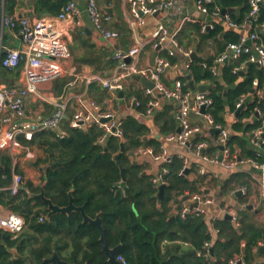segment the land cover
<instances>
[{"label":"trees","instance_id":"obj_1","mask_svg":"<svg viewBox=\"0 0 264 264\" xmlns=\"http://www.w3.org/2000/svg\"><path fill=\"white\" fill-rule=\"evenodd\" d=\"M68 1L37 0V6L47 14H56ZM248 1L214 0L207 8L212 12L216 5L227 9L239 7V13H231V16L236 22H241L249 12ZM253 23H264V7ZM188 24L198 35V46L209 39L213 42L217 40V46L214 45L216 56L225 50L228 42L239 38L231 31L223 40H218L214 29L205 27L202 30L201 25ZM216 56L207 59L203 66L190 61L187 75L195 83L211 84L207 89L212 99L210 112L216 122L225 126L227 111L235 114L236 101L250 91L253 80L257 79L253 99L245 101L237 114V121L229 127L227 145L240 158L261 162L264 159V143L254 146L251 138L253 130L262 124V116L256 117L255 109L264 113V96L258 93L259 89H264V68L259 69L254 63L247 64V55L243 54L236 59H223L221 70L215 69V73ZM241 64L246 66V72L239 78L238 71L234 72L233 68ZM181 80L183 90H189L187 76L181 77ZM90 86L106 95L96 82ZM225 86H229L226 96L223 95ZM126 92L140 100L137 110L143 114L150 97L133 90L131 86ZM173 109L171 103L164 101L162 108L154 111L152 120L159 136L176 130ZM249 117L253 120L246 121ZM122 123L123 140L110 137L104 146L96 143L99 131L95 127L80 130L64 124L61 127L63 135L55 130L35 132L30 140L20 135L23 146L37 147L44 153V158L38 160L43 164L38 185L26 180L17 165L12 167L13 155L9 152L0 155V188L11 183L13 172L24 177L16 193L0 189V205L20 215L24 221L16 239H11L8 232L0 229V264H30L27 259L15 257L12 248L22 256L29 255L34 263H40L56 253L69 264H110L102 251L97 226L83 221L79 211L57 213L46 218V203L33 196L41 189L59 206L68 204L69 192L73 204L83 207L90 218L98 215L109 247L119 245L116 255H121L130 264H231L230 260L234 257L238 258L234 264H262L256 260L258 243L262 239L261 224L246 206L250 202L252 186L248 173L231 171L222 182H215L222 193L242 186L247 192L237 197L244 206L237 209L235 219L223 215L211 220L217 230L216 237L211 241L210 227L204 215L181 217L178 211L187 193L209 188L213 178L208 179L206 174L200 175L192 169L178 175L182 162L175 156L169 163H157L156 175L161 174L163 167L167 169L161 174L164 187L159 197V185L152 181L156 175L146 172L145 161L137 159L134 162L132 153L139 147L148 146L158 151L160 138L150 135L149 126L136 114L125 115ZM121 142L124 143V151L118 163L115 155ZM215 149L212 147L210 151ZM121 166L124 167V178Z\"/></svg>","mask_w":264,"mask_h":264},{"label":"built area","instance_id":"obj_2","mask_svg":"<svg viewBox=\"0 0 264 264\" xmlns=\"http://www.w3.org/2000/svg\"><path fill=\"white\" fill-rule=\"evenodd\" d=\"M110 2V0H104ZM214 0H196V7L203 13H207V4ZM130 3V14L132 23L141 24L145 15H150L161 8L173 7L177 0H128ZM248 16L256 20L260 10L264 7V0H249ZM86 12L89 16L94 28L102 34L106 39H115L119 33L114 30H107L104 27V21L109 18L104 14L97 5L96 0H87ZM220 12L216 7L212 12L217 16ZM77 13L75 1L69 0L65 3L56 14H46L29 19L28 17H17L14 15H2V21L5 26L16 28L21 36L23 47L7 48L3 55L0 54V65L11 70L20 69L23 76V86L15 88L12 86L0 87V155L8 151L14 153L17 149L24 147L19 136L26 140H30L35 132L42 130H55L60 128L59 135L64 132L61 126L65 120L71 128L87 130L97 128L96 143L106 145L110 137H114L119 141L123 140L122 117H119L116 110L97 103L94 99L87 102L79 98L75 111L67 115V103H56L57 109L45 115L30 118L25 111V100L33 94L38 95L37 88L44 82H49L63 73L62 61L70 56L68 48V40L63 36V31L58 27V21L72 18ZM224 19L232 28L239 27V23L232 19L229 13L223 15ZM189 22L190 18H186ZM264 28V23H261ZM205 26H201L203 30ZM152 45L158 46L166 51L169 56H174L177 52L190 59L191 49H184L178 42L176 36L169 31L164 23H158L152 34ZM250 40L252 44H247ZM142 46L134 45L127 49L117 48L113 53L116 66L113 73L109 77L95 75L88 80L97 82L102 89L110 97H116L118 90L127 91L133 75L145 77L152 81L153 87L147 88L140 85V89L144 95L149 96L147 107L142 114L145 118H151L154 110L158 105L159 98L173 100L177 103L176 118L180 127L179 132L173 131L160 135L159 150L154 151L152 147H139L133 151L134 159L148 156L156 163H169L174 155L167 153L165 143L175 142L186 149L185 153H180L176 157L181 159V166L177 171L178 175L190 169L189 157L193 156L202 163L220 166L227 172L244 171L247 166L256 170L263 171L261 176L255 173L249 174L252 183L260 187V195L264 198V159L257 162L252 158H240L237 153L232 152L227 140L229 136V128L215 121L210 112L212 99L208 96L207 91L183 90V82L177 81L173 87L168 88L161 80L162 75L173 64L169 59L161 55H156L152 64L142 65L138 63L137 57ZM247 55V62L254 63L260 68H264V43L261 41L256 31L249 33L248 36H240L238 40L228 42L225 50L217 56L216 61L222 62L223 59L231 57L236 59L241 55ZM188 70L189 61L186 62ZM240 69L234 67L236 72ZM188 72V71H187ZM257 85V81L253 82ZM262 89L258 93L262 94ZM41 98V97H40ZM131 102L135 106H140V100L134 95H129ZM244 106V98L240 97L235 103L237 109ZM204 108V112H201ZM6 111V112H5ZM5 112V113H4ZM255 113L262 116V124L253 130L251 143L259 146L264 143V113L259 109H255ZM217 131L211 139L205 137L211 129ZM199 134V135H196ZM201 134V135H200ZM211 147H215L214 151H210ZM209 150V151H208ZM13 160L12 167L14 168ZM196 171L200 175H205L206 169L199 165ZM167 172L166 168H162L161 174ZM247 173V172H246ZM161 174L152 178L157 185H162L164 180ZM25 177V176H24ZM20 173H12L11 183L0 189H8L11 193H16L20 184L24 179ZM246 187H238L232 190L233 193L246 194ZM231 191V192H232ZM187 199L184 200L178 213L181 217L188 214L204 215L207 214V206L215 200V195L209 193L206 188L201 192L187 193ZM184 196V197H185ZM195 203V205H193ZM244 205H242L243 207ZM219 216L229 214L232 219L236 218L237 209L232 205L225 206L221 209ZM264 216V209H263ZM206 218L210 227L211 241L216 237L217 230L212 226L211 220ZM18 221V223H17ZM23 218L13 212L7 213L5 216L0 215V229L9 233L11 239H16L23 228ZM207 242L206 245L211 244ZM261 243H258L260 246ZM116 260L121 264H130L121 255H116ZM238 261L237 257L230 260L231 264Z\"/></svg>","mask_w":264,"mask_h":264},{"label":"crops","instance_id":"obj_3","mask_svg":"<svg viewBox=\"0 0 264 264\" xmlns=\"http://www.w3.org/2000/svg\"><path fill=\"white\" fill-rule=\"evenodd\" d=\"M0 0V54L7 48H21L23 47L21 36L16 28L8 27L3 24L2 15H14L17 17H28L33 19L35 17L46 15V11L39 9L37 6V0ZM55 1V0H54ZM77 6V13L73 15L72 18L64 19L58 21V27L63 31V36L68 40V48L70 51V56L62 61L63 73L59 77L49 81L44 82L37 88L38 95L41 97H36L35 95H29L25 100V111L30 118H35L38 116L44 117L45 115L53 112L56 108V103L60 100L61 103H67V115H70L75 111L78 99L81 98L83 101L87 102L89 99H94L97 103H101L103 106H108L116 110L119 117H123L129 114H136L138 117L143 119L145 123L150 128V135L159 136V130L153 123L152 117L145 118L142 113L137 109L139 106H135L133 102L130 101L129 95L125 94L123 97H110L107 93L106 95L100 90L97 92L91 88V84L95 81L88 80L90 77L95 75H100L102 77H109L116 66V61L113 58V53L117 48L127 49L134 45H141L142 48L137 57L138 63L142 65L152 64L156 55H161L166 57L173 65L167 69V71L162 75V82L168 88L174 86L177 81H181V77L187 76L186 62L196 61L199 65L203 66L207 59L216 56L215 46H217V40L213 42L209 39L203 43L199 44L198 35L195 34L194 30L191 29L186 20L187 17L190 18L189 23L203 25L207 29L215 31V38L218 40H223L226 36L234 31L240 36H248L249 33L256 31L261 41L264 43V28L261 27V23H253L254 19H251L248 14L238 22L240 25L237 28H232L227 21L224 19V14L231 13L238 14L239 7H231L228 9H235L234 11H229L221 13V7H219L220 12L217 16L213 15L212 12L207 10V13H203L196 7V0H177V3L170 8H161L150 15L144 16V21L141 24L132 23V16L130 14V3L128 0H110V2H105L104 0H96L98 8L106 15L109 16L108 19L104 21V27L107 30H114L119 33V36L115 39H106L99 33L91 23L89 16L86 12L87 0H73ZM214 2V1H213ZM212 2V3H213ZM210 4V3H208ZM207 4V6H208ZM208 9V8H207ZM227 9V8H226ZM232 17V16H231ZM233 19V18H232ZM235 20V19H233ZM158 23H164L169 31L173 33L178 42L180 39V45L184 49H191L196 52V55L202 57L203 61L187 59L184 55L177 52L174 56H169L166 51L158 46L152 45V34ZM215 25L216 28H215ZM262 34V35H261ZM179 39H178V37ZM239 39V38H238ZM248 44V43H247ZM250 45L252 42L249 43ZM215 45V46H214ZM217 58V56H216ZM216 58H214L216 60ZM228 58H225V60ZM213 70H221L222 62H215ZM249 63V62H248ZM247 63V64H248ZM256 65V64H255ZM257 68L260 69L256 65ZM244 64L240 65L238 71L239 78L244 76L246 70ZM242 71V74L240 73ZM216 73V70H215ZM192 80V79H191ZM257 79H254V81ZM188 81V79H187ZM223 81V80H222ZM97 83V82H96ZM197 87L199 84L211 85L210 83L200 82L195 83ZM23 76L20 69L11 70L0 65V87L2 86H12L15 88H20L23 86ZM97 85H99L97 83ZM141 83L132 79L129 86L133 90L142 92L140 89ZM100 86V85H99ZM128 86V87H129ZM189 86V85H188ZM127 87V89H128ZM102 90V88L100 87ZM229 86H225L223 95H227ZM104 90V89H103ZM191 92L198 91L196 88L193 90L189 87ZM262 96H264V89H262ZM256 85L247 94H242L240 97L244 98V103L247 100L253 99V93L256 92ZM106 92V91H105ZM104 96V97H103ZM239 97V98H240ZM164 101H168L174 106L172 113L177 122V127H179L178 120L176 118L177 103L173 100L159 98L158 105L154 111H158L162 108ZM6 112V111H5ZM4 112V113H5ZM144 113V112H143ZM154 115V114H153ZM255 116L258 117L259 115ZM246 121H252L251 117L246 118ZM226 125L229 128L230 125L237 121V115L227 111L225 116ZM64 124H67L66 120ZM63 124V125H64ZM62 125V126H63ZM61 126V127H62ZM176 131V130H175ZM216 133V132H215ZM215 133L211 131L208 132L207 137L211 139L214 137ZM201 135V134H200ZM165 149L167 153L177 156L180 153H185L186 149L181 147L175 142L165 143ZM212 148V147H211ZM210 148V149H211ZM22 149V154H18V150ZM15 151V153H10L13 155V160L15 161V166L22 171L26 180L32 181L34 185H38L41 181L42 163H38L39 159L44 158V153L41 149L37 147L24 146ZM209 149V150H210ZM208 150V151H209ZM8 152V151H5ZM138 159L146 162V172L152 175H156L158 172V164L153 161L150 157L144 156ZM137 159H133L135 162ZM190 169L197 173L196 167L199 165L204 166L206 169V176L208 179L213 178V182L210 184L209 188H206L209 193L215 195V200L212 204L207 206V214L204 217L214 218L222 213L221 209L225 206L232 205L236 209L242 207V205L237 199L239 194H233L232 192L222 193L219 186L215 182H222L228 173L225 169L220 166L211 165L209 163H202L193 156L189 157ZM189 169V170H190ZM188 170V171H189ZM245 172L255 173V175L261 176L263 171L253 169L247 166ZM248 174V175H249ZM158 175V174H157ZM254 183H252L253 185ZM259 187L257 184H254ZM250 195V202L247 203V208L254 213V218L257 222L261 224V228L264 227V198L259 194ZM184 201V197L182 198ZM9 210L3 208L0 205V214L5 216ZM262 243V239L260 241ZM256 256L257 262L264 264V251H257Z\"/></svg>","mask_w":264,"mask_h":264},{"label":"water","instance_id":"obj_4","mask_svg":"<svg viewBox=\"0 0 264 264\" xmlns=\"http://www.w3.org/2000/svg\"><path fill=\"white\" fill-rule=\"evenodd\" d=\"M235 9H226L223 8L221 9V13H225V12H231L234 11ZM246 43H250V40H247ZM190 59L191 60H198L200 62L203 61L202 57H199L196 55V52L194 50L191 51L190 53ZM250 64V62L248 63ZM242 74V71L240 72ZM134 80L139 81L143 86L147 87V88H152L153 87V83L152 81L147 80L145 77L139 76V75H133L132 77ZM187 79H188V85L191 89H197L198 91H205L207 88V85L205 84H199L197 87L194 85L193 80L190 79L189 75H187ZM125 94V90H118L117 91V95L118 97H123V95ZM61 101L59 100L58 103H60ZM57 109V107L55 108V110ZM240 109H237L235 111V114L237 115ZM201 112H204V108H201ZM256 115H258L256 113ZM180 127H177L176 132H179ZM212 133H215L217 130L215 128L210 130ZM56 132L60 133V128H56ZM199 135V134H196ZM124 151V143L121 142L120 143V149L119 152L115 155V158L117 160V162L119 163L120 161V157L122 155V152ZM121 175L124 178V167L121 166ZM163 185L159 186V192H158V196L161 197L162 196V191H163ZM236 194H239L238 192ZM69 195V201L67 205L64 206H59L54 204L51 199L47 198L45 196L44 190L41 189V191L39 193L33 194L34 197L40 198L44 203H46L47 205V214H46V218L51 217L54 214L57 213H70L71 211H79L82 215L83 221L85 222H89L93 225H96L99 232H100V243H101V247H102V251L104 252V254L107 257V260L110 264H121L120 261L116 260V253L117 250L119 248V245L115 246V247H109L107 240H106V236H105V232L103 227L101 226V222H100V218L97 215L95 218H90L83 210V207L80 206H75L72 202V196L71 194L68 192ZM187 199V196L184 197V200ZM195 205V203L193 204ZM226 218H231V216L229 214H225ZM262 230V243L260 246H258V251L262 252L264 251V227L261 228ZM11 252L14 254L15 257H22L24 259H27L29 261L30 264H46V263H52V262H57L59 264H69L64 260H61L58 255L56 253H53L50 257H46L44 258L40 263H34L31 259V257L29 255H20L17 253L15 248L11 249Z\"/></svg>","mask_w":264,"mask_h":264},{"label":"rangeland","instance_id":"obj_5","mask_svg":"<svg viewBox=\"0 0 264 264\" xmlns=\"http://www.w3.org/2000/svg\"><path fill=\"white\" fill-rule=\"evenodd\" d=\"M14 153H15V151H14ZM17 153L18 154H22V149H19ZM258 191H259V187H257L256 185L253 184L251 186V189H250L251 195H256L258 193ZM246 192H247V190H246Z\"/></svg>","mask_w":264,"mask_h":264},{"label":"snow or ice","instance_id":"obj_6","mask_svg":"<svg viewBox=\"0 0 264 264\" xmlns=\"http://www.w3.org/2000/svg\"><path fill=\"white\" fill-rule=\"evenodd\" d=\"M17 223H18V221H17Z\"/></svg>","mask_w":264,"mask_h":264}]
</instances>
